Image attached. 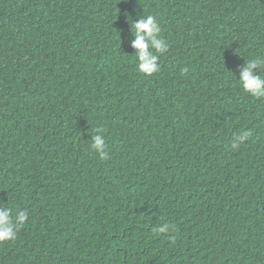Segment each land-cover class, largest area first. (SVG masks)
Segmentation results:
<instances>
[{
	"label": "trees",
	"instance_id": "1",
	"mask_svg": "<svg viewBox=\"0 0 264 264\" xmlns=\"http://www.w3.org/2000/svg\"><path fill=\"white\" fill-rule=\"evenodd\" d=\"M147 15L168 44L150 76ZM255 59L264 0H0V207L28 213L0 264H264Z\"/></svg>",
	"mask_w": 264,
	"mask_h": 264
},
{
	"label": "clouds",
	"instance_id": "2",
	"mask_svg": "<svg viewBox=\"0 0 264 264\" xmlns=\"http://www.w3.org/2000/svg\"><path fill=\"white\" fill-rule=\"evenodd\" d=\"M132 30L136 35L133 47L137 49L135 57L138 61V70L150 76L159 71V57L157 53H163L168 48V44L162 43V39L160 38L161 29L156 17L153 15H147L141 18L134 24ZM261 67H264V59L249 60L241 70L239 77V82L244 91L255 98L264 97V76L253 74V69ZM96 131L100 132L102 129H97ZM249 135L250 133L248 132L235 135L231 144L232 149H238L248 139ZM91 147L99 153L101 159L108 158L103 136L95 135ZM27 218L28 213L26 210L18 211L15 219H13L10 208L0 207V242L15 239L16 232L23 226ZM156 231L159 234H166L171 232L172 229L168 223H165Z\"/></svg>",
	"mask_w": 264,
	"mask_h": 264
}]
</instances>
